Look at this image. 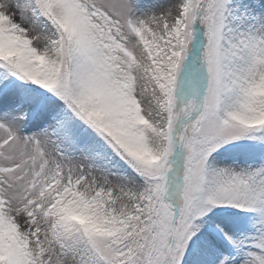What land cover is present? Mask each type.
<instances>
[{"label":"snow or ice","instance_id":"1","mask_svg":"<svg viewBox=\"0 0 264 264\" xmlns=\"http://www.w3.org/2000/svg\"><path fill=\"white\" fill-rule=\"evenodd\" d=\"M0 264H264V0H0Z\"/></svg>","mask_w":264,"mask_h":264}]
</instances>
